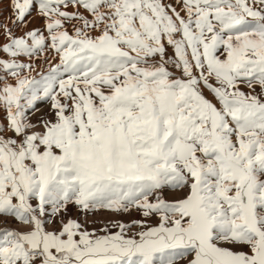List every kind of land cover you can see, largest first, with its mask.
<instances>
[{"label": "snow or ice", "instance_id": "snow-or-ice-1", "mask_svg": "<svg viewBox=\"0 0 264 264\" xmlns=\"http://www.w3.org/2000/svg\"><path fill=\"white\" fill-rule=\"evenodd\" d=\"M0 264H264V0H0Z\"/></svg>", "mask_w": 264, "mask_h": 264}]
</instances>
